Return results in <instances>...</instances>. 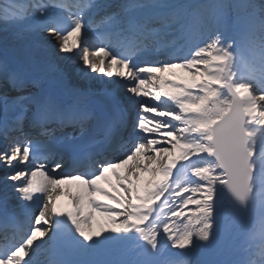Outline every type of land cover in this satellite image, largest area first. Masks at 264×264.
Instances as JSON below:
<instances>
[{"label": "snow or ice", "instance_id": "snow-or-ice-1", "mask_svg": "<svg viewBox=\"0 0 264 264\" xmlns=\"http://www.w3.org/2000/svg\"><path fill=\"white\" fill-rule=\"evenodd\" d=\"M0 26V264H264V0H0Z\"/></svg>", "mask_w": 264, "mask_h": 264}, {"label": "bare ground", "instance_id": "bare-ground-1", "mask_svg": "<svg viewBox=\"0 0 264 264\" xmlns=\"http://www.w3.org/2000/svg\"><path fill=\"white\" fill-rule=\"evenodd\" d=\"M204 0H199V2H202ZM62 55H72V54H62ZM242 56H244L249 62H251V57L250 54L247 51H243L241 53ZM107 63V62H106ZM237 66H238V73H243L246 71H250V69L248 67H245L244 63L242 61H237ZM256 68H257V72H259V64H256ZM177 76V79H190L188 73H186L184 70L182 69H176L175 70ZM92 75H97L96 73H93ZM100 75H104V74H100ZM168 75V74H165ZM105 80H112V81H116L119 80L120 78L113 76L112 78H108L106 76H104ZM67 131H70V129H67ZM258 161H263V160H258ZM127 167V166H124ZM115 171H120L122 174L124 172V168H120V169H116ZM259 173L261 174L262 179L259 180L258 183H254L256 185V190L254 192V205L259 209L261 206H264V166H261L259 168ZM150 177H145V181L147 179H149ZM102 185H105L109 188V190H111L112 185L115 183V178H114V173L110 172L108 179L106 181L101 182ZM76 185L73 184H65L62 185L61 187L65 190V192H67L68 190H73L75 191V187ZM98 219H102V218H98ZM258 222V221H257ZM260 234V227H259V223H256V225H252L248 231L246 232V236L247 235H253V236H257ZM248 246L246 248L245 251H243L242 253V260L248 258L249 256L252 255V253L256 252V247L257 244L253 239H249L248 240ZM235 249V248H234ZM231 250V258L233 256V254L235 253L236 250ZM238 251V249H237ZM136 255H137V250L133 249L131 246H126L124 248H120V249H115L112 250L106 254H102L98 257H94V259H99V260H104V261H110L113 262V264H119V262L121 261H132L134 259H136Z\"/></svg>", "mask_w": 264, "mask_h": 264}, {"label": "rangeland", "instance_id": "rangeland-1", "mask_svg": "<svg viewBox=\"0 0 264 264\" xmlns=\"http://www.w3.org/2000/svg\"><path fill=\"white\" fill-rule=\"evenodd\" d=\"M207 3H209V2H207ZM0 27H2V26H0ZM5 35H6L5 32L0 31V40H2V39L5 37ZM246 75H248V76L251 78V76H252V72H249V73H247ZM237 78H238V79L242 78V74H237ZM246 80H247V79H246ZM249 81L252 82L251 79H250ZM249 127H254V126H253V125H250ZM260 139H261L262 141H261ZM258 140H259V148H264V136L258 138ZM256 164H257V170H256L257 179H256V182H258V181H259L258 170H259L260 166H264V163H258V162H257ZM243 233H244V230H243ZM242 237H243V235L240 237V239L236 240V244H237L238 246H242V247H243V244H242V242H243Z\"/></svg>", "mask_w": 264, "mask_h": 264}, {"label": "water", "instance_id": "water-1", "mask_svg": "<svg viewBox=\"0 0 264 264\" xmlns=\"http://www.w3.org/2000/svg\"><path fill=\"white\" fill-rule=\"evenodd\" d=\"M230 196V194H228ZM230 201H231V196H230Z\"/></svg>", "mask_w": 264, "mask_h": 264}]
</instances>
